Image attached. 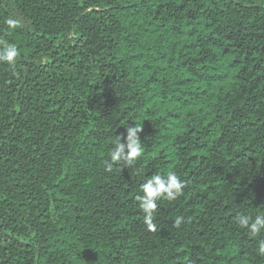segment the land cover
Segmentation results:
<instances>
[{"label":"trees","instance_id":"trees-1","mask_svg":"<svg viewBox=\"0 0 264 264\" xmlns=\"http://www.w3.org/2000/svg\"><path fill=\"white\" fill-rule=\"evenodd\" d=\"M8 43L0 264H264L233 219L264 215V0H0ZM134 125L142 156L111 162ZM169 171L150 232L135 197Z\"/></svg>","mask_w":264,"mask_h":264},{"label":"clouds","instance_id":"clouds-1","mask_svg":"<svg viewBox=\"0 0 264 264\" xmlns=\"http://www.w3.org/2000/svg\"><path fill=\"white\" fill-rule=\"evenodd\" d=\"M5 24L9 30H16L23 26L19 18L9 17L5 20ZM20 50L15 43H8L0 46V63L14 66L20 56ZM142 126L134 125L126 127V136L120 137L113 141V147L110 150L111 162H122L125 165H131L138 160L143 154V145L139 137ZM123 141V142H122ZM113 164H107V170H111ZM142 195H137L135 200L138 207L143 211V222L150 232L157 231V224L154 222L158 201L165 199L174 201L179 198L185 189V182L179 178L175 171H169L165 176L162 174H153L146 178L141 186ZM234 222L241 228L248 230L252 237L264 234V215H255L238 212L234 216ZM185 222L183 216H177L173 222V226L180 228ZM257 254L264 256V239L258 241Z\"/></svg>","mask_w":264,"mask_h":264}]
</instances>
